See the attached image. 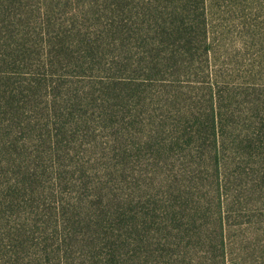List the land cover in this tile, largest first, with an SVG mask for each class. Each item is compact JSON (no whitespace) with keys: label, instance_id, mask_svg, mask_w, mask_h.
Wrapping results in <instances>:
<instances>
[{"label":"rangeland","instance_id":"374dc122","mask_svg":"<svg viewBox=\"0 0 264 264\" xmlns=\"http://www.w3.org/2000/svg\"><path fill=\"white\" fill-rule=\"evenodd\" d=\"M1 10L0 264H264V0Z\"/></svg>","mask_w":264,"mask_h":264},{"label":"trees","instance_id":"16d2710c","mask_svg":"<svg viewBox=\"0 0 264 264\" xmlns=\"http://www.w3.org/2000/svg\"><path fill=\"white\" fill-rule=\"evenodd\" d=\"M7 0H0V13L2 12V8L4 7V3L6 2ZM160 35H162V33H160ZM224 261V260H222Z\"/></svg>","mask_w":264,"mask_h":264}]
</instances>
